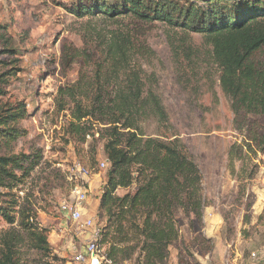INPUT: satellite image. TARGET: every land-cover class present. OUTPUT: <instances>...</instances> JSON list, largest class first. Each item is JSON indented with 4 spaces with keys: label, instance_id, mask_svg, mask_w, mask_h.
<instances>
[{
    "label": "trees",
    "instance_id": "16d2710c",
    "mask_svg": "<svg viewBox=\"0 0 264 264\" xmlns=\"http://www.w3.org/2000/svg\"><path fill=\"white\" fill-rule=\"evenodd\" d=\"M181 2L76 0L75 6L67 7L80 19L133 20L127 33L95 35L85 40L84 48L64 45L63 70L79 65V76L60 86L54 100L56 113L69 117L61 126L60 139L66 146L75 145L89 176L101 170L97 144L103 145L107 179L97 221L103 230L100 244L108 246L105 255L110 262L103 264H165L181 235L178 213H183L190 229L204 224V175L148 84L140 61L147 49L140 37L155 22L204 37L236 122L247 125L244 145L230 153L242 160L246 149L264 157V129L248 122L249 117H264V0H196L187 6ZM19 53L8 26L0 23V150L6 151L0 153V219L10 226L0 233V264H27L20 252L24 241L41 255L39 264H59L48 241L49 230L39 222L47 199L23 203L21 197L22 187L44 156L35 149L11 153L27 135L20 123L31 117L26 103L5 101L9 81L19 71L14 68ZM150 123L154 129L149 133ZM69 186L66 174L53 169L43 189ZM132 188L134 192L118 195L119 190ZM262 221L264 228V216Z\"/></svg>",
    "mask_w": 264,
    "mask_h": 264
},
{
    "label": "rangeland",
    "instance_id": "374dc122",
    "mask_svg": "<svg viewBox=\"0 0 264 264\" xmlns=\"http://www.w3.org/2000/svg\"><path fill=\"white\" fill-rule=\"evenodd\" d=\"M192 2L196 0H182L181 5ZM75 3L0 0V23L8 26L20 52L14 65L19 71L9 81L5 101L26 103L31 115L20 123L27 135L13 145L11 153L27 154L35 149L44 156L22 187L21 197L23 203L47 199V210L40 212L39 222L49 230L48 241L59 264H73L74 247L80 250L86 245V234L79 233L77 225L66 220L59 209L72 186L69 190L43 189L53 169L69 174L79 162L75 145L66 146L60 139L61 126L69 117L56 113L54 100L60 86L78 79L80 66L73 65L64 72L62 51L66 44L84 48L85 40L95 35L110 36L133 29V20L127 17L116 21L104 16L80 19L67 10ZM140 39L148 49L146 56L140 57L148 84L163 102L172 126L204 175V224L190 229L183 213H178L181 235L165 264H250L252 254L259 256V246L264 243V157L248 154L246 149L242 160L230 153L244 145L247 125L236 122L231 100L220 86L212 48L201 34L172 28L165 22H155ZM248 122L263 131L264 117H249ZM153 129L152 123L147 125L149 133ZM97 148L102 164L103 145L97 144ZM0 153L6 151L1 149ZM106 179L107 167L102 166L98 174L89 176L90 216L95 215ZM134 191L119 190L118 195ZM8 228L0 219V233ZM102 249L106 254L108 246ZM20 252L27 264H39L41 255L28 241L20 246Z\"/></svg>",
    "mask_w": 264,
    "mask_h": 264
},
{
    "label": "built area",
    "instance_id": "2783aa9c",
    "mask_svg": "<svg viewBox=\"0 0 264 264\" xmlns=\"http://www.w3.org/2000/svg\"><path fill=\"white\" fill-rule=\"evenodd\" d=\"M101 166L107 167L106 161ZM66 176L72 189L70 195L60 203V213L66 220L77 225L79 233L86 234L85 247L80 250L74 247L73 264H103L104 261L110 263L106 260L100 244L102 226L98 224L97 215L90 216L88 211L89 175L78 162ZM252 257L256 258L257 255L252 254Z\"/></svg>",
    "mask_w": 264,
    "mask_h": 264
},
{
    "label": "crops",
    "instance_id": "0c3cea01",
    "mask_svg": "<svg viewBox=\"0 0 264 264\" xmlns=\"http://www.w3.org/2000/svg\"><path fill=\"white\" fill-rule=\"evenodd\" d=\"M98 208H99V203H98V205L95 208V214L96 215H97ZM259 247H260V254H259V256L257 255V253H253V254H256L257 257L256 258H253L252 257L251 258V261H253V262L250 263V264H264V243H262ZM242 263H245V261L242 260Z\"/></svg>",
    "mask_w": 264,
    "mask_h": 264
}]
</instances>
